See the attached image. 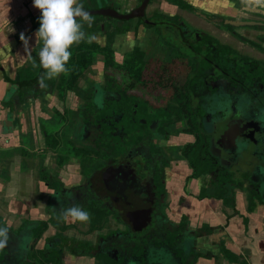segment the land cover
Here are the masks:
<instances>
[{"label":"flooded vegetation","instance_id":"1","mask_svg":"<svg viewBox=\"0 0 264 264\" xmlns=\"http://www.w3.org/2000/svg\"><path fill=\"white\" fill-rule=\"evenodd\" d=\"M99 1L81 0L99 17L84 26L94 38L69 49V72L46 88L32 67L40 12H13L31 52L12 77L0 63L1 198L11 186L20 208L12 226L0 214L9 229L0 263L155 264V249L196 264L208 239L227 250L216 238L225 224L209 213L241 219L246 232L262 218L264 233V166H231L243 152L264 159V12L239 0ZM45 121L60 128L48 132ZM24 135L36 147L29 172ZM22 172L32 189L24 200L15 196ZM73 205L90 220L58 218Z\"/></svg>","mask_w":264,"mask_h":264},{"label":"clouds","instance_id":"2","mask_svg":"<svg viewBox=\"0 0 264 264\" xmlns=\"http://www.w3.org/2000/svg\"><path fill=\"white\" fill-rule=\"evenodd\" d=\"M239 3L245 11L264 12V0H239ZM32 6L40 12L34 42L41 45L39 63L33 61L32 67L42 69L37 82L40 87L46 88L48 85L45 81L69 72L67 64L72 55L69 49L85 40L91 42L94 38L84 31V26L90 28L94 19L81 0H32ZM20 39L30 55V38L21 33ZM95 102L102 107L100 98ZM58 218L71 223H84L90 220V214L80 206L73 205L62 209ZM8 232V227L0 226V250L7 247Z\"/></svg>","mask_w":264,"mask_h":264},{"label":"crops","instance_id":"3","mask_svg":"<svg viewBox=\"0 0 264 264\" xmlns=\"http://www.w3.org/2000/svg\"><path fill=\"white\" fill-rule=\"evenodd\" d=\"M27 4L29 8L33 7L31 0H0V22L11 20L9 21L10 23H4L3 30H0V50L6 44L7 46H9L8 53L12 52L14 56L17 53L22 59H24L25 55L28 54L25 47H22L24 44L20 39L21 33L25 31V29L23 28L25 20L18 18L17 15L13 16V12H18L21 13L20 15H25L27 11L25 6ZM18 39H20V41ZM17 42L18 44H20V46L18 48H15ZM8 53L5 54V52H0V61L4 59L2 57L9 55ZM3 188V185L0 183V195L4 194ZM7 189V191L9 192L7 195H5L6 201L4 200L5 203L3 205L4 208L6 205H8L9 208L0 210V213L2 215H6V217H4L5 220L7 218V221H13L14 223L15 218L12 211L13 206L16 204V202L13 199L14 194L13 190H11V186H8ZM206 207L207 209H211V211L214 212L211 204H207ZM7 211H10L13 215H11ZM228 215L230 217V213H228ZM207 217L211 218V220H213L217 224H225V229H223L224 232L220 233L219 235H216V238H220V236H223L222 239L226 243V249L235 254L238 258V261H232L226 253H219L218 246H212L211 244L206 245V243H202V248L205 249H198V251L203 253V255L197 260L196 264H264V233L260 232L258 226L261 224L262 221L256 220L250 222V229L248 232H246V229L244 228L241 219L237 217H230V219L226 221L227 223H224L223 220L221 222L219 218H215V216L210 213ZM244 217L247 220L249 219L247 215H245ZM9 234H12V232H10ZM207 253H210L209 255L211 256L206 258L204 254ZM0 264H13V262H4Z\"/></svg>","mask_w":264,"mask_h":264},{"label":"rangeland","instance_id":"4","mask_svg":"<svg viewBox=\"0 0 264 264\" xmlns=\"http://www.w3.org/2000/svg\"><path fill=\"white\" fill-rule=\"evenodd\" d=\"M119 1L118 0H100L99 1L100 2L99 6L106 5V4H111L112 6H114L116 8H118L120 6V7H122L124 9L126 7L125 6V2H123V1L119 2ZM123 9H121V10H123ZM245 17L247 18V16H245ZM248 18H252V17L249 16ZM93 19H94V23H95V21H99V17L94 16ZM186 19H188V18L186 17ZM4 23H5V21L4 22H0V30H3ZM8 48H9V46H7L5 44L1 48L0 52H5V54H6L9 51ZM8 54L9 55H6V56L2 57L4 59H2L0 61V63L2 64V66L7 68L8 75L12 77L14 69L24 59L20 58L17 53H16L15 56L12 54V52H10ZM0 78H1V74H0ZM228 116H231V114L228 115ZM26 121H27L26 124L28 126L29 120H28V116L27 115H26V120H24V122H26ZM24 122H23V126L25 127V123ZM43 124H44L45 130L48 131V132H50L52 129L56 130V129L60 128V125L58 123H55V122L52 123V121H45ZM21 141H22L24 147L27 148V152H26L27 158L25 157L26 161H24L25 162V166L24 167H26V171L29 172L38 163L37 161L32 160L33 156H34L33 152L36 149L35 143H34V139H33V136H31V135H24V136L21 137ZM1 143H2V141H0V146H1ZM259 153L260 152H243V154H245L243 156L244 157V159L242 161L243 163H241V162H238V163L237 162H233V163H231V166L235 170H240V171L250 170L251 168H253V166H255V169H258V166H264V159H262V158L257 159L256 156H255V155H258ZM7 154H12V153L11 152H7ZM23 155H25V154H23ZM261 155H262V153H261ZM10 158L14 159V156L12 155V157H10ZM3 167L4 166H3V164H2V162L0 160V183L2 185H5V184H3L4 178L8 179L9 176L5 174V172H4L5 168H3ZM18 169H21V168L18 167ZM27 172H22L23 176L20 175L17 178V181H16L17 188H16V194H15L17 199L24 200L25 199L24 196H27V193L29 191L31 192V190H32L30 184L27 181L24 180L25 179L24 176H25V174ZM27 175H28V173H27ZM211 194H212V192H211ZM4 203H5V201L1 198V195H0V210H4L5 208H9L8 205H6L5 208H4V205H3ZM19 209L20 208L18 207V204L16 203L13 206L12 213L16 214V211L18 212ZM7 212H9L11 215H13L10 211H7ZM2 216H3V218L6 217V215H2ZM258 220L262 221V218L259 219V217H258ZM6 222H7L8 225H12V223H13V221H7V218H6ZM15 222H16V219H15ZM15 222L13 223V225L15 224ZM258 226L261 227V224L258 225ZM249 229H250V227H249ZM90 238H92V237L91 236H87L85 239H90ZM205 243H206V245H210L211 244L210 239H208L207 242H205ZM202 246H203V244H202ZM202 246H199L198 249H201ZM15 249H16V247L14 248V246H13L11 248V251L16 253ZM202 249H205V248H202ZM12 256H14V255H12ZM147 258H148V261H150L152 263H155V264H179V262H180V261H178V259H176L173 256V254L171 256L170 253L165 251V250H160L159 252H157L155 249L154 250L149 249ZM127 264H134V263H127Z\"/></svg>","mask_w":264,"mask_h":264},{"label":"trees","instance_id":"5","mask_svg":"<svg viewBox=\"0 0 264 264\" xmlns=\"http://www.w3.org/2000/svg\"><path fill=\"white\" fill-rule=\"evenodd\" d=\"M39 61V60H38ZM21 77H23L25 80H29V79H31L30 77H31V75H22ZM223 254L224 253H226L227 254V256L229 257V258H231V260L232 261H238V258H237V256L235 255V254H233L232 252H230V251H228V250H225L224 248H223ZM196 257H199V255H196ZM242 262V261H241Z\"/></svg>","mask_w":264,"mask_h":264},{"label":"water","instance_id":"6","mask_svg":"<svg viewBox=\"0 0 264 264\" xmlns=\"http://www.w3.org/2000/svg\"><path fill=\"white\" fill-rule=\"evenodd\" d=\"M91 14H95L94 12H90ZM100 13V12H99ZM100 14H102V13H100Z\"/></svg>","mask_w":264,"mask_h":264}]
</instances>
